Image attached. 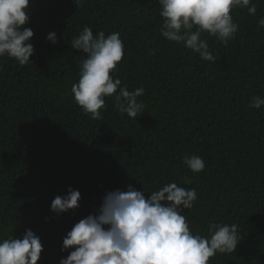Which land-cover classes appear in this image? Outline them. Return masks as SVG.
<instances>
[{
  "label": "trees",
  "instance_id": "16d2710c",
  "mask_svg": "<svg viewBox=\"0 0 264 264\" xmlns=\"http://www.w3.org/2000/svg\"><path fill=\"white\" fill-rule=\"evenodd\" d=\"M252 3L255 16L232 11L239 28L227 45L203 34L213 63L161 35L158 0H30L32 62L0 57V239L31 229L43 245L37 264H60L63 239L106 191L132 185L148 198L175 182L197 191L181 213L193 234L237 225V250L208 264H264V105L249 106L264 97V0ZM85 26L120 34L115 75L130 91L144 88L143 115L120 114L114 96L102 119L76 103L71 89L87 54L70 41ZM185 155L205 169L193 172ZM69 188L80 191V207L57 215L52 201Z\"/></svg>",
  "mask_w": 264,
  "mask_h": 264
},
{
  "label": "clouds",
  "instance_id": "9594fccd",
  "mask_svg": "<svg viewBox=\"0 0 264 264\" xmlns=\"http://www.w3.org/2000/svg\"><path fill=\"white\" fill-rule=\"evenodd\" d=\"M163 18L161 35L172 42L182 43L199 54L201 59L215 63L216 57L203 38L207 32L227 45L238 31L232 11L247 8L255 16L257 5L252 0H158ZM30 0H0V57L7 55L21 66L27 65L34 54L30 40ZM264 27V17L258 21ZM47 39L58 43L52 32ZM72 49L87 54L79 67V81L72 85L76 103L92 119H102L106 97L114 96L120 114L131 118L143 115L144 105L138 100L143 87L130 91L115 75L124 57V44L118 32L106 37L104 31L93 34L91 27L70 41ZM2 70V66H0ZM264 97L252 98L250 107L260 109ZM183 163L195 173L205 169L198 155H185ZM190 183V181H186ZM129 185L127 191H106L100 207L77 222L63 239L62 251L69 254L60 264H208L217 253L237 250V225H209V237L193 234L183 209L193 207L197 200L195 188L169 183L145 197ZM81 193L69 188L68 193L56 196L51 210L60 215L80 207ZM43 245L31 229L21 238L0 239V264H37Z\"/></svg>",
  "mask_w": 264,
  "mask_h": 264
}]
</instances>
